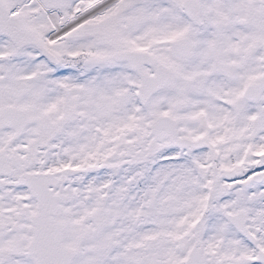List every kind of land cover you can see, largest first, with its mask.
<instances>
[{
  "label": "snow or ice",
  "instance_id": "1",
  "mask_svg": "<svg viewBox=\"0 0 264 264\" xmlns=\"http://www.w3.org/2000/svg\"><path fill=\"white\" fill-rule=\"evenodd\" d=\"M0 264H264V0H0Z\"/></svg>",
  "mask_w": 264,
  "mask_h": 264
}]
</instances>
